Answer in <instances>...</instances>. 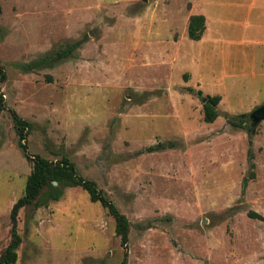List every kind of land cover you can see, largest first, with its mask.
Returning a JSON list of instances; mask_svg holds the SVG:
<instances>
[{"label": "rangeland", "instance_id": "374dc122", "mask_svg": "<svg viewBox=\"0 0 264 264\" xmlns=\"http://www.w3.org/2000/svg\"><path fill=\"white\" fill-rule=\"evenodd\" d=\"M216 1L0 0V255L32 166L13 111L29 156L68 159L125 216L127 264H264V121L248 119L264 104V44L239 37L260 9L247 19L244 0ZM193 10L211 24L205 43L187 37ZM16 229L15 264L123 260L114 219L80 187L21 209Z\"/></svg>", "mask_w": 264, "mask_h": 264}, {"label": "trees", "instance_id": "16d2710c", "mask_svg": "<svg viewBox=\"0 0 264 264\" xmlns=\"http://www.w3.org/2000/svg\"><path fill=\"white\" fill-rule=\"evenodd\" d=\"M204 28V16H190L187 24V37L192 41L200 40ZM80 44V41H76L67 45L64 50L57 53V59L66 58ZM41 62L42 61H35L29 63L25 65L24 68L32 70L39 66ZM198 94L201 93L198 92ZM220 100L221 98L219 95L205 97V102L203 103V121L205 123H213L218 117L215 108ZM11 115L16 133L19 137V146L24 152L25 159L31 163L32 166L26 179L23 195L13 204L10 211V241L0 255V264H15L17 260L16 250L21 244V238L16 229L18 212L25 208H30L34 211L39 208H45L48 203L59 201L62 198L65 189L75 187H80L85 191L92 203H99L114 219L115 233L120 238V245L125 250L123 260L120 264H127L126 247L130 225L125 216L117 211L112 202L105 199V197L96 189L94 183L77 176L74 164L68 159L63 158L61 161L53 163L39 156H29L26 152L27 149L25 145H22L21 143L25 138L29 124L21 119L15 112L12 111ZM245 117V114L232 117L229 120V123L232 127H241ZM173 145V143H169L168 147H172ZM248 216L251 218H261L253 212H250Z\"/></svg>", "mask_w": 264, "mask_h": 264}, {"label": "crops", "instance_id": "0c3cea01", "mask_svg": "<svg viewBox=\"0 0 264 264\" xmlns=\"http://www.w3.org/2000/svg\"><path fill=\"white\" fill-rule=\"evenodd\" d=\"M219 1H223V0H219ZM260 1H264V0H244V4L241 5L242 9H243L242 12L244 13L245 18H247V19H251L252 18L251 14H252L253 10L256 8H259L260 9V21H261L260 23L252 22V23H250V25L248 23L245 24L246 28L242 29L239 32L240 33L239 37L241 39H243V41H241V43H247V44L262 43V44H264V5L258 4V2H260ZM209 3H212V2L209 1ZM213 3L216 4V6H217L216 0H213ZM247 3H249V4L247 5ZM220 5L229 7L230 3L227 0L224 3H220ZM194 13H200L205 18L204 32L202 34L201 39L196 41L198 44L205 43V42L209 41L208 37H211L210 34H212L211 24L209 22V19L207 18V16L204 13H202L200 11L195 12L193 10L190 16H192V14H194ZM237 32H238V30H236L235 33H237ZM246 38H248V39H246Z\"/></svg>", "mask_w": 264, "mask_h": 264}, {"label": "water", "instance_id": "95a60500", "mask_svg": "<svg viewBox=\"0 0 264 264\" xmlns=\"http://www.w3.org/2000/svg\"><path fill=\"white\" fill-rule=\"evenodd\" d=\"M204 102V100H203ZM250 128L255 129L259 123L264 121V104L254 108L248 115Z\"/></svg>", "mask_w": 264, "mask_h": 264}]
</instances>
